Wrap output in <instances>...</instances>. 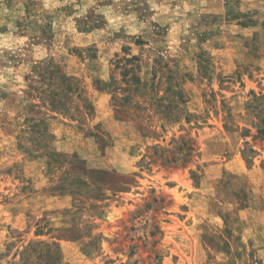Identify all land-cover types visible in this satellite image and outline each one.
Listing matches in <instances>:
<instances>
[{"label":"rangeland","instance_id":"obj_1","mask_svg":"<svg viewBox=\"0 0 264 264\" xmlns=\"http://www.w3.org/2000/svg\"><path fill=\"white\" fill-rule=\"evenodd\" d=\"M29 241L264 264V0H0V263Z\"/></svg>","mask_w":264,"mask_h":264},{"label":"trees","instance_id":"obj_2","mask_svg":"<svg viewBox=\"0 0 264 264\" xmlns=\"http://www.w3.org/2000/svg\"><path fill=\"white\" fill-rule=\"evenodd\" d=\"M50 229V228H48ZM44 231V226L37 225V234H40ZM13 244V242H8L6 245V248L4 251H0V256L3 255L5 252L10 250V246ZM55 249V255L54 252L51 250ZM57 249V243L52 242H28L27 244H20V246L16 247L14 251V260H8L5 264H48L49 259H52V262L55 260L56 257L59 256ZM46 250L45 255L47 254L48 260H46L44 263L42 261H39V259L43 255V251ZM4 264V263H0Z\"/></svg>","mask_w":264,"mask_h":264}]
</instances>
